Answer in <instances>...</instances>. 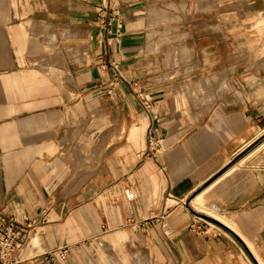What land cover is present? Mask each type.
<instances>
[{
	"label": "crops",
	"instance_id": "0c3cea01",
	"mask_svg": "<svg viewBox=\"0 0 264 264\" xmlns=\"http://www.w3.org/2000/svg\"><path fill=\"white\" fill-rule=\"evenodd\" d=\"M109 3L120 37L98 21ZM262 119L264 0H0L16 264H264V141L236 160Z\"/></svg>",
	"mask_w": 264,
	"mask_h": 264
},
{
	"label": "built area",
	"instance_id": "2783aa9c",
	"mask_svg": "<svg viewBox=\"0 0 264 264\" xmlns=\"http://www.w3.org/2000/svg\"><path fill=\"white\" fill-rule=\"evenodd\" d=\"M98 21L103 30L117 37L122 36L120 28L116 27L114 31V23L120 20V10L110 3L98 9ZM137 83H134L136 85ZM165 150V139L157 137L151 132L148 139V153L153 156L161 155ZM129 198L131 195L127 192ZM44 223L43 221L32 220L27 223L29 230L35 229L37 225ZM25 243V232L21 228L15 226L10 221L5 231L0 233V264H16L19 262L18 254ZM62 256L65 258L67 249H61Z\"/></svg>",
	"mask_w": 264,
	"mask_h": 264
},
{
	"label": "rangeland",
	"instance_id": "374dc122",
	"mask_svg": "<svg viewBox=\"0 0 264 264\" xmlns=\"http://www.w3.org/2000/svg\"><path fill=\"white\" fill-rule=\"evenodd\" d=\"M168 23H170V20H168L167 21ZM230 55H229V62L231 61V59H233V56L235 55L236 56V54H231V53H229ZM231 55H232V57H231ZM238 55L240 56V57H242L243 56V54H242V52H239L238 53ZM233 64V63H232ZM231 64V67H228V68H226L228 65H226L225 66V64L223 63L222 64V67L221 68H219V70L217 71L218 73L216 74V75H221L222 74V76H225L226 77V80H227V78L232 74V73H234V71H235V69L234 68H232V65ZM221 72V73H220ZM225 79V78H224ZM213 80H214V78H213ZM211 86H212V88L214 87V89L215 90H217V92H219L220 90H219V87L216 85V84H214V82L213 83H211ZM227 86V85H226ZM225 86V87H226ZM228 89H227V92H230V90L232 89V87H231V85L229 84L228 86ZM219 94H220V92H219ZM260 125H261V129H260V131H259V134H260V137L259 138H261V136H263L264 135V119H262V121H261V123H260ZM262 141H264V139L262 140Z\"/></svg>",
	"mask_w": 264,
	"mask_h": 264
},
{
	"label": "water",
	"instance_id": "95a60500",
	"mask_svg": "<svg viewBox=\"0 0 264 264\" xmlns=\"http://www.w3.org/2000/svg\"><path fill=\"white\" fill-rule=\"evenodd\" d=\"M264 139V135L261 136V138H259L258 140H256L249 148L245 149L241 154L240 156L236 159L238 160L239 158H241L242 156H244L251 148L255 147L257 144H259L262 140ZM235 160V161H236ZM207 219L213 221L214 223L226 228L227 230L231 231L228 227H226L222 222H220L219 220L215 219V218H212V217H209V216H205ZM232 232V231H231Z\"/></svg>",
	"mask_w": 264,
	"mask_h": 264
},
{
	"label": "bare ground",
	"instance_id": "6f19581e",
	"mask_svg": "<svg viewBox=\"0 0 264 264\" xmlns=\"http://www.w3.org/2000/svg\"><path fill=\"white\" fill-rule=\"evenodd\" d=\"M262 142H263V141H262ZM262 142H260L258 145H260ZM258 145H257V146H258Z\"/></svg>",
	"mask_w": 264,
	"mask_h": 264
}]
</instances>
